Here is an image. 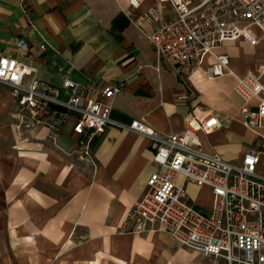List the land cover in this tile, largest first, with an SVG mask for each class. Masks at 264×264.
Returning a JSON list of instances; mask_svg holds the SVG:
<instances>
[{
  "label": "crops",
  "instance_id": "0c3cea01",
  "mask_svg": "<svg viewBox=\"0 0 264 264\" xmlns=\"http://www.w3.org/2000/svg\"><path fill=\"white\" fill-rule=\"evenodd\" d=\"M138 1L135 9L129 0H0V55H17L22 39L44 84L58 85L63 77L99 88L122 84L110 99L111 117L122 123L139 119L170 133L183 128L194 105L211 110L228 124L199 132L203 148L240 162L264 140L239 120L243 101L233 91V78L179 73L165 62L156 69L157 55L145 34L174 12L161 7L162 20L143 33L131 15L157 0ZM220 50L240 75L264 71V35L257 44L239 38ZM14 109L10 89L0 83V264H195L202 258L188 247L171 257H150V240L116 232L156 167L145 136L108 127L90 143L92 166L71 153L78 139L72 117L52 141L43 126L17 131ZM259 133L264 135V127ZM257 171L264 177V155ZM186 189L189 202L210 209L207 187L187 182Z\"/></svg>",
  "mask_w": 264,
  "mask_h": 264
},
{
  "label": "built area",
  "instance_id": "2783aa9c",
  "mask_svg": "<svg viewBox=\"0 0 264 264\" xmlns=\"http://www.w3.org/2000/svg\"><path fill=\"white\" fill-rule=\"evenodd\" d=\"M129 5L137 9L139 1L129 0ZM165 5L174 12L169 21L161 19ZM161 20L155 31L145 34L157 55L155 68L165 62L179 73L232 77L233 91L243 101L239 120L264 140L259 133L264 127V71L240 75L231 67L229 54L220 50L225 42L239 38L253 45L259 42L264 35V0H157L131 15L142 32ZM29 50L19 39L17 55H0V83L10 89L17 131L43 126L55 141L61 125L72 117L78 139L71 153L92 166L90 143L108 127L138 133L149 141L156 167L146 179L143 195L126 211L118 234L168 233L177 245L200 252L202 258L195 264H264V177L257 171L264 143L249 148L238 163L207 152L198 133L209 134L228 123L197 105L176 132H158L139 119L119 122L111 117L110 99L122 84L99 88L68 77L58 85L44 84L34 74ZM187 182L210 190L208 211L189 202Z\"/></svg>",
  "mask_w": 264,
  "mask_h": 264
},
{
  "label": "rangeland",
  "instance_id": "374dc122",
  "mask_svg": "<svg viewBox=\"0 0 264 264\" xmlns=\"http://www.w3.org/2000/svg\"><path fill=\"white\" fill-rule=\"evenodd\" d=\"M131 237L133 239L143 238L152 242V247H150L148 252L150 257H171V255H175L179 249H188L177 245V243L165 233L146 232L141 234H131ZM155 237L156 239H154Z\"/></svg>",
  "mask_w": 264,
  "mask_h": 264
}]
</instances>
